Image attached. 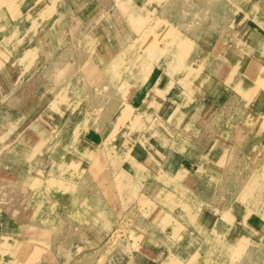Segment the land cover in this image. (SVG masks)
<instances>
[{
    "label": "crops",
    "instance_id": "1",
    "mask_svg": "<svg viewBox=\"0 0 264 264\" xmlns=\"http://www.w3.org/2000/svg\"><path fill=\"white\" fill-rule=\"evenodd\" d=\"M216 1L0 0V47L7 46L11 36L10 46L15 47L10 54L0 51V110L25 124L29 140L38 147L39 158L22 157V167L31 165L43 178H53L52 173H58L59 180L69 176L70 181H62L68 188L73 180H78L77 186L90 170L102 167L90 177L100 185L98 173L112 175L117 199L107 205L118 209L124 203L118 193L130 198L151 183L153 167L162 171L169 160V175L176 182L187 187L195 182L194 197L203 203L199 210L204 217L212 207L227 217L226 235L232 236L231 227L238 223L253 228L243 223L242 215L249 207L247 174L263 171L264 23L251 18L256 16L252 9H242L249 0H218L214 14L210 9ZM159 16L168 26L153 25ZM122 50L124 62L136 53L143 64L130 79L124 66L102 70ZM170 58L175 62L166 66ZM120 79L127 84L117 85ZM128 111L131 115L125 117ZM235 155L239 166H229ZM132 158L144 165L139 172ZM77 161L79 168L87 164L79 177L58 169ZM215 164L214 172L205 174L203 167ZM227 167L238 170L242 185L228 186L218 199L216 169ZM129 180L131 191L126 187ZM64 192L67 198L74 196ZM237 204L241 209L233 216ZM258 226L250 234L253 239ZM30 228L33 234L25 236L17 227L21 234L16 231L8 238L0 233V240L11 239L16 250V237L32 242L34 233L40 235L39 226ZM0 229L8 230L4 225ZM189 231L184 233L198 246L176 248L188 256L203 252L199 240L205 243V237ZM139 247L135 251L128 245L132 260L152 261L147 257L152 254ZM134 252L141 255L140 261ZM165 256L166 251L159 264H165Z\"/></svg>",
    "mask_w": 264,
    "mask_h": 264
},
{
    "label": "rangeland",
    "instance_id": "2",
    "mask_svg": "<svg viewBox=\"0 0 264 264\" xmlns=\"http://www.w3.org/2000/svg\"><path fill=\"white\" fill-rule=\"evenodd\" d=\"M239 5L238 3L237 6ZM245 5L246 7L242 9H252L256 16L251 18L255 21L259 19L258 11L261 12L264 0L262 2L249 0ZM219 8L217 0L210 12L217 14ZM260 21L259 24L264 23V19ZM153 22L154 26L169 24L168 20L160 16L153 19ZM13 39L11 36L8 45L1 46L0 51L10 54L15 48L14 45L10 46ZM157 39L159 40L160 37ZM174 40L177 41V34H174ZM124 55L126 54L122 50L119 56L107 62L102 70L110 72L117 66L120 69L124 66L129 68L128 77H130L127 78L133 77L143 64L136 53L125 62ZM173 62H175L174 58L168 59L166 66ZM124 81L125 79H120L117 85L120 84L122 87L127 84ZM173 107L174 105L170 106L166 113ZM130 115L128 111L125 117ZM7 116L0 110V228L4 225L8 229H0V233L11 238L19 227L23 228L26 236L33 234L30 228L32 225L39 226L41 233L40 235L34 233L32 242L16 237L20 242L16 250L15 245L9 243L11 239L8 242L2 238L0 264H132V262L140 264L132 260V255L129 256L128 245L135 251L140 246L141 251L152 254L146 256L154 262L144 258L147 263L141 262L142 264H159L165 251V257H169L165 264H264L263 159L259 161V166L263 169L261 175L249 173L245 182V196L249 199V207L245 209L242 220L244 224L253 228L246 230L241 223H238L231 227L232 236H228L224 231L229 225L227 217L219 216L217 207H212L209 216L204 217V213L199 210L203 203L196 202L194 197L195 182H189V187L176 182L175 176L169 175L170 167L167 166L169 160L165 161L164 167H167L165 169L163 167L162 171L153 167L154 176L151 183L135 190L130 198L125 197L124 193H121L122 195L118 193L124 203L120 204L118 209H112L107 205V201L112 202L117 199L116 191L113 190L112 175H105L100 170L97 180L99 177L98 183L101 186L90 177L91 173L96 174L102 167L90 170L87 178L79 181L78 188L74 185L78 180H73L71 188L63 185L62 181H70L69 176L63 178L65 174H61L63 180L57 179L58 173H52L53 178H43L40 176L41 172L40 175L34 173L31 165L27 168L22 167V162L26 163L22 157L27 158L26 160H32V157L39 158L36 155L38 147H33L29 140L30 131H27V126L18 121L15 115ZM118 129L119 124L114 127V135ZM238 159V155H235V158L232 156L228 160L229 166L230 162H235L238 167ZM129 161L138 172L144 168V165H140L133 158ZM76 163L77 165L73 163L69 168H66L65 164H60L61 168L58 169L70 170L79 177L87 164L79 168L80 163L78 161ZM217 163L223 166L221 161ZM216 164L205 165L203 167L205 174L214 172ZM237 171L230 167L221 171L216 169L214 191L218 199H223L228 186L241 187L242 176ZM127 182L126 187L132 190L133 182L130 180ZM26 186L33 189V192L30 189L26 190ZM128 189L125 190L126 194ZM64 191H68L67 196H74L67 198ZM203 202H207L206 197ZM239 209L241 208L237 204L232 211L233 216L240 211ZM199 214L202 217L201 221ZM251 216H255L257 220L250 218ZM198 223L199 225L196 226ZM256 224L261 228L255 229L257 237L253 239L251 237L254 236L250 234ZM188 228L192 230L189 231L192 234L205 237V243L199 240L203 252L191 253L188 256L176 248L180 247L181 250L183 248L188 251L198 246L197 242L192 241L184 233ZM144 230L148 232H143ZM17 232L21 234L20 230ZM151 243L157 246V249ZM148 246L153 250L156 249V252L150 250ZM23 247L24 251L20 253ZM178 251L183 257L176 254ZM134 254L138 261L142 259L139 253L134 252Z\"/></svg>",
    "mask_w": 264,
    "mask_h": 264
},
{
    "label": "bare ground",
    "instance_id": "3",
    "mask_svg": "<svg viewBox=\"0 0 264 264\" xmlns=\"http://www.w3.org/2000/svg\"><path fill=\"white\" fill-rule=\"evenodd\" d=\"M258 14H259V19H258V21H257V20H256V21L260 23V22H261L260 20H261V19H264V6L262 7L261 12L258 11ZM80 191H81V190H79V192H80ZM23 249H24V247L21 249V252H20V253H22V251H24ZM3 255H4V254H3ZM1 264H3V263H1Z\"/></svg>",
    "mask_w": 264,
    "mask_h": 264
}]
</instances>
